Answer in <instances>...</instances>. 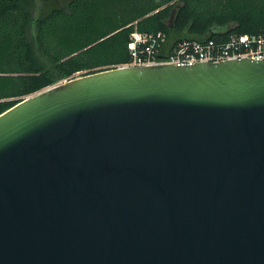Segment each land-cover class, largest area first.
Returning <instances> with one entry per match:
<instances>
[{
	"label": "water",
	"instance_id": "95a60500",
	"mask_svg": "<svg viewBox=\"0 0 264 264\" xmlns=\"http://www.w3.org/2000/svg\"><path fill=\"white\" fill-rule=\"evenodd\" d=\"M0 264H264V58L107 68L0 115Z\"/></svg>",
	"mask_w": 264,
	"mask_h": 264
},
{
	"label": "trees",
	"instance_id": "16d2710c",
	"mask_svg": "<svg viewBox=\"0 0 264 264\" xmlns=\"http://www.w3.org/2000/svg\"><path fill=\"white\" fill-rule=\"evenodd\" d=\"M236 26L235 28H231ZM263 34L264 0H0V115L78 76L131 63V34Z\"/></svg>",
	"mask_w": 264,
	"mask_h": 264
},
{
	"label": "built area",
	"instance_id": "2783aa9c",
	"mask_svg": "<svg viewBox=\"0 0 264 264\" xmlns=\"http://www.w3.org/2000/svg\"><path fill=\"white\" fill-rule=\"evenodd\" d=\"M129 51L131 63L128 66L147 65H195L198 63H216L234 59L264 58L263 34H222L220 37L205 41L183 40L172 50L168 58H159L167 35L164 32L131 34Z\"/></svg>",
	"mask_w": 264,
	"mask_h": 264
}]
</instances>
